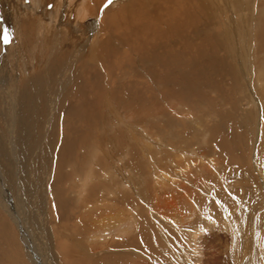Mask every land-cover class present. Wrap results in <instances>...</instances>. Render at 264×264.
<instances>
[{
    "label": "bare ground",
    "instance_id": "obj_1",
    "mask_svg": "<svg viewBox=\"0 0 264 264\" xmlns=\"http://www.w3.org/2000/svg\"><path fill=\"white\" fill-rule=\"evenodd\" d=\"M3 30L0 264H199L227 234V260L250 264L264 0H0Z\"/></svg>",
    "mask_w": 264,
    "mask_h": 264
},
{
    "label": "rangeland",
    "instance_id": "obj_2",
    "mask_svg": "<svg viewBox=\"0 0 264 264\" xmlns=\"http://www.w3.org/2000/svg\"><path fill=\"white\" fill-rule=\"evenodd\" d=\"M10 37H12V35H10ZM248 67V64L246 65V68ZM248 103V102H247ZM243 105V104H242ZM244 108L246 109L247 107V104H245L244 103ZM181 184H182V187H179V188H177L176 190L177 191H183V186H185V187H190V185H189V183L187 182V181H182V182H180ZM170 186H171V188H174V186L172 185V184H170ZM253 186V185H252ZM171 191V190H170ZM173 191V190H172ZM184 196H185V198L187 199L188 198V195H189V193H190V190L186 193V195H185V193L184 192H181ZM147 208H149V207H147ZM185 209V208H184ZM154 216V215H153ZM128 219L130 218L129 216L127 217ZM155 218H156V220L157 221H155V229H156V231L157 232H159V233H161L162 234V238H164V239H166V240H171L172 239V237L174 236V234H179V232H177L176 233V231L175 232H173L174 230H178L179 231V228H181V227H178V225L179 226H181V224L184 222H182L181 221V223H180V220H178L179 222L178 223H175V221L173 222V220H174V217H168V219H165V218H162L161 216H159V215H155ZM154 218V219H155ZM173 219V220H171V219ZM160 219L162 220V222H164V224H161L160 223ZM192 219V218H191ZM168 220V221H167ZM159 221V222H158ZM159 223H160V225H159ZM180 223V224H179ZM178 224V225H177ZM258 224V223H257ZM166 225H169L172 229H173V231H170L169 229H167L168 228V226H166ZM167 227V228H166ZM192 229V230H191ZM191 229H189V230H186V234L185 233H183L182 235H183V237H182V239L183 240H181V243H174L173 244V248H174V250L175 251H178V252H180L181 253V256H182V258H187L185 255L186 254H191L192 252V249L190 250V248H189V251H188V248H186L185 250L184 249H182V248H184V247H191V243L190 242H192V240H195L196 238H197V236H198V233H196V234H194V230L195 231H197V229L196 228H191ZM172 232H173V234H172ZM192 232V233H191ZM206 233V234H205ZM258 232H255V235H258L257 234ZM201 234H202V237H207V230H202V232H201ZM188 235V236H187ZM192 235H194V236H192ZM180 236V235H179ZM185 236V237H184ZM230 235H225V237H224V244H227L226 246V248L224 247V246H218L217 245V243H216V245H215V242H210L209 240V238L207 239V242L205 243L204 241H203V238H202V244H201V246L200 245H198L196 248H198V249H201V250H197L196 248V250L194 251L193 250V253H192V255L194 254L195 256V258L197 259V261H198V263L199 264H232L233 262L230 260V261H228L227 259H228V257L229 256H227V255H230L231 256V253L232 252H234V251H232L230 248H231V245H230V243L233 245V244H235V243H233V242H235V240H236V238L235 237H233L232 239L229 237ZM180 238V237H179ZM190 239V240H189ZM192 239V240H191ZM198 239V238H197ZM196 239V240H197ZM233 240V241H232ZM209 241V242H208ZM226 241V242H225ZM262 241H263V243H262ZM189 242V243H188ZM172 243V242H171ZM211 243H213L214 245H210ZM256 243L259 245V249L257 250H252L251 252L249 251V259L251 260H249L250 261V264H264V236L263 237H260V238H258V239H256ZM204 244V245H203ZM190 245V246H189ZM230 245V246H229ZM256 245V244H255ZM255 245H254V247H255ZM183 246V247H182ZM215 248H214V247ZM241 246H242V244H240V249H241ZM179 249V250H178ZM222 249H223V251H222ZM228 249H229V251H228ZM233 249V248H232ZM226 250V251H225ZM199 251H200V254L201 255H199ZM231 251V252H230ZM259 251V252H258ZM229 252V253H228ZM262 254H261V253ZM186 253V254H185ZM196 253V254H195ZM197 253H198V255H197ZM226 253V254H225ZM228 253V254H227ZM239 253H240V251H239ZM257 253V254H256ZM233 254V253H232ZM257 255V256H256ZM262 255V256H261ZM250 256H251V258H250ZM254 256V257H253ZM262 257V259H260V262H259V258L260 257ZM198 257V258H197ZM224 257V258H223ZM256 257H258V258H256ZM144 258H146V257H144ZM204 259V260H203ZM256 261H255V260ZM187 260V259H186ZM225 260V261H224ZM245 260V259H244ZM255 261V262H254ZM253 262V263H252ZM243 264H245V262L243 261Z\"/></svg>",
    "mask_w": 264,
    "mask_h": 264
},
{
    "label": "snow or ice",
    "instance_id": "obj_3",
    "mask_svg": "<svg viewBox=\"0 0 264 264\" xmlns=\"http://www.w3.org/2000/svg\"><path fill=\"white\" fill-rule=\"evenodd\" d=\"M108 2L110 3L111 0H108ZM0 40H2L4 44L10 43L11 37L7 30H3L2 34H0Z\"/></svg>",
    "mask_w": 264,
    "mask_h": 264
}]
</instances>
